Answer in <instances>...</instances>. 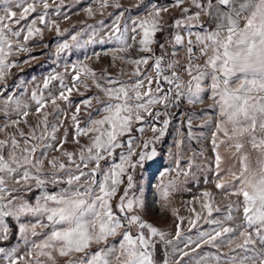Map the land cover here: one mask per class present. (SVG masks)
I'll return each mask as SVG.
<instances>
[{"label": "snow or ice", "instance_id": "6c2138e0", "mask_svg": "<svg viewBox=\"0 0 264 264\" xmlns=\"http://www.w3.org/2000/svg\"><path fill=\"white\" fill-rule=\"evenodd\" d=\"M185 3H190L197 11L182 8V18L172 25L179 31L163 42V38L158 39V33L164 31L161 13L168 11L167 6H158L152 0L148 3L138 0L136 7L143 5V8L125 19L131 9L123 8L118 0L114 3L99 0L100 15H104V10L109 7L122 9L110 14L113 18L106 33L100 35L105 30L104 21H100L98 26L82 28L57 45V58L90 43L116 44L114 53L132 50L143 53L112 57L113 61L120 60L133 66L131 73H125L123 69L120 72L138 77L132 83L117 79L108 69L97 71L83 62L71 65V86L65 85L62 77L53 75L43 82L47 97L43 92H32L31 100L36 105L34 114L39 117L35 125L27 122L31 111L28 103L14 94L5 97V121L0 125V133L21 122L10 120L9 105L15 106L16 115L23 118L29 132L19 130L24 147L14 134L0 139V244L11 239L15 228L26 251L18 255L19 244L0 247V264H60V258H65V264H172V256L179 257L176 264L180 261L184 264H220L219 255L212 256L199 250L204 245L219 249L221 243L228 246L240 237H243V244L238 247L255 255L239 262L230 258L231 264H248L249 261L250 264H264V158L258 161L257 168L250 169L245 157L239 174L230 173L237 183L226 187L224 177L220 175L221 157L217 143L220 134L229 140L247 134L249 143L264 153V0H215V3L213 0H175L177 7ZM63 5L64 0H60L53 10L55 15H61ZM39 7L44 11L37 13ZM49 8L48 0H0V13H3L0 14V84L6 82L12 68L20 67V62L11 57L14 53L29 52L27 44L30 40L42 39L44 31L52 28L60 35L65 34L55 21L48 19ZM15 9H20L19 13ZM85 11L90 18H95L91 6ZM33 13L37 15L29 20ZM202 14L209 17L207 30L201 24L200 31L193 33V25L186 22L200 19ZM22 21L26 23L22 24ZM85 33L87 38L81 39ZM166 44L173 45L172 57L167 56ZM154 45L160 49L159 56L155 55ZM177 46L188 54L186 65L182 66L174 59ZM201 58L203 66L196 62ZM31 59L36 57L22 63H29ZM150 62L151 68H148ZM183 74L189 79L184 80ZM51 80L60 81L58 94L54 95L49 88ZM81 88L85 91L94 88L103 98L93 95L74 105L75 111L70 118L72 143L80 147L69 151L64 148L69 142L68 131L59 140L56 135L64 127L61 118L67 119L57 101L62 100L69 108L73 107L70 97L74 91L83 95ZM6 90L0 89V94ZM205 94L213 101L212 113L216 118L211 134L216 188L221 190V195L241 199L221 210L212 193L203 192L200 197L202 212L195 207L191 209L194 218L188 219L189 230L197 228L200 222L213 227L210 231L197 229L195 238L182 237L184 219L179 218L174 237L177 243H173L170 233L143 218L145 198L130 190L135 187V170L157 156L155 144L167 134L171 123L169 109L179 107L178 102L183 101L191 105L204 103ZM94 101L99 105L95 113L90 111L95 107ZM49 103L57 109L55 120L60 123L49 122L52 113L44 111ZM81 105L88 115L83 122L79 118ZM157 105L162 107L153 111ZM141 113L152 118L147 123L156 136L136 145L133 125L145 123ZM162 116L166 118L157 126L155 122ZM201 118L208 119L203 113ZM191 123L189 117V129ZM225 125L231 126V135ZM138 131L143 133L145 128L141 126ZM257 133L261 134L260 138ZM81 137H88L89 143L81 144ZM229 146L239 150L243 144L237 140ZM137 147L141 149L139 152ZM118 149L121 151L117 156ZM38 151L40 155L36 156ZM52 151H61V157L67 158L68 163L53 157L48 161L51 170L45 173L44 161ZM104 161L107 163L102 167ZM183 174L188 175L187 172ZM10 182L19 187H10ZM48 185L63 186L50 191ZM122 185L126 187L123 194L118 195ZM174 187L173 181L159 185L158 198L164 202L162 207L167 206ZM34 190H38V194L31 197ZM214 213L220 215L214 216ZM234 213H240L242 219L236 228L229 226L235 219ZM37 229L49 231L42 233ZM232 233L235 236L228 235ZM29 237L40 239L30 240ZM157 245L161 246L159 259ZM93 247L95 251H92Z\"/></svg>", "mask_w": 264, "mask_h": 264}, {"label": "rangeland", "instance_id": "374dc122", "mask_svg": "<svg viewBox=\"0 0 264 264\" xmlns=\"http://www.w3.org/2000/svg\"><path fill=\"white\" fill-rule=\"evenodd\" d=\"M60 0H48L50 5L49 8V20L55 21L61 31L65 34L60 35L56 32L54 28L50 30H45L43 38L32 39L28 42L27 47L30 48L29 52H18L14 53L11 57V60L20 62V67H14L10 70V75L6 77V82L0 84V89H7L0 94V125L5 121V97L9 95H15L19 97L24 103H28L31 106L30 114L27 117L28 124L35 125L39 119L36 116L35 103L31 100V94L33 91L43 92L47 97L48 92L43 89V82L46 78L56 75L63 78L64 84L67 86L72 85V75H71V65L78 63H86L88 66L99 71L100 69H108L113 76L117 79L123 80L128 83H132L138 77L130 75H121V69L125 73H131L133 71V66L124 64L120 60L113 61V55L124 56V55H133L140 56L144 55L143 53H136L132 50L130 53H114L112 50L117 47L116 44H99V43H90L84 48L72 49L70 54H61L59 58L56 57L57 45L64 40L68 39L69 36L76 31L84 28L87 29L89 25L98 26L100 21H104L105 30L100 32V35H104L108 30L107 26L111 23L113 15L121 11L122 9H116L115 7H109L104 10V15H100L98 12L99 9V0H64V5L61 7V15L57 16L54 13V9L59 5ZM116 0H109V3H114ZM123 8L131 9L129 13L126 14L125 19L128 15H135L140 12L143 8V5H140L139 8L136 7L138 0H118ZM149 0H145V3H148ZM153 3H158V6H167L168 11L162 12L161 15L163 20L161 21L164 31L158 33V39L163 41L164 39H169L178 29L172 27L174 21L178 18H182V8H191L192 12L197 11L194 7H191L190 3H185L179 7L175 6V0H152ZM91 6L93 11L96 13L95 18H90L87 15L85 9ZM18 13L20 9H15ZM44 9L39 7L37 13L43 12ZM37 13H33L29 16L31 20ZM3 14V13H0ZM113 14V15H110ZM69 17V18H65ZM22 24L26 21H22ZM123 23V21H122ZM186 23L193 25L192 29L198 27V19L187 21ZM14 28L19 27L18 25H13ZM41 27H43L41 25ZM167 31L165 32V30ZM164 33V34H163ZM161 35H164L161 37ZM87 38V33L81 37V39ZM23 37H21L22 41ZM47 45V47H43ZM167 56L172 57L174 48L172 44H166ZM155 55L159 56L160 49L158 45H154ZM30 57H36V59H31L29 63H22L25 60H29ZM175 60L179 62L180 65H186L188 63V54L186 50L180 46L176 47ZM201 66H203L204 61L201 59L196 61ZM67 65V67H66ZM151 68V62L148 66ZM147 71V69H145ZM153 78L155 79V73L153 72ZM183 79L187 80L189 77L187 74H183ZM91 83V81H89ZM145 85L147 82L145 81ZM60 86L59 80H51L49 88L52 93L58 94ZM153 89L156 85L153 83ZM83 95H80L73 92V95L70 97V100L73 104V107L69 108L68 104L62 100H58L57 103L61 109H63L67 115V119L61 118L64 123V127H61L56 133L57 139L59 140L65 131L69 133L68 140L69 142L64 145V148L69 151L78 150L80 145L72 143V127L71 124V115L75 111L74 105L80 101L93 96L99 95L103 98L102 93L98 92L94 88L91 91H85L83 88L80 90ZM22 93H24L22 95ZM93 104L95 107L91 108L90 111L95 113L99 105H96L94 101ZM161 105H157L153 108L155 111L157 108H161ZM213 101L207 98L205 94L204 103L191 105L186 101H183L179 104V107L170 108L171 112V123L167 130V134L155 144L157 149V156L150 161H146L143 168L138 167L134 173V182L135 187L131 189V193L142 194L145 198V210L142 213V216L145 220L153 223L155 226L170 233L173 239V243H177L174 239L176 232V225L179 221V218L184 219V223L181 227L182 237L183 236H193L195 238L197 229L204 231H210L213 227L206 223L200 222L197 224V228L190 229L188 224L189 218H194V215L191 211L193 207L197 211L202 212L200 208V197L201 194L205 191L212 193L215 197V203L221 208L225 207L229 203L235 204L241 198L237 196H227L221 195V190L216 188V177L214 175V150L211 143V134L213 126L216 123L215 114L212 113ZM7 111L10 116V120L19 119L21 122L18 126H9L4 133H0V139H6L9 134H14L17 140L20 142L21 147H24L23 141L19 136V130H23L25 133L29 132L28 126L23 122V118L16 115L15 106L9 105ZM44 111L52 113L49 115L48 120L50 123L56 122L60 123L61 121L55 120V116L58 115L57 109L49 103ZM201 113L208 117V119H202ZM144 115L145 123L134 124L133 133L134 137H137L135 144L139 145L144 141L151 140L156 133H153L148 127V121H151L152 118ZM189 117L192 118L191 128L187 127ZM81 122L88 119V115L85 112V107L81 105ZM166 117H160L157 126L162 122ZM83 126V124H82ZM144 127L145 131L140 133L138 129ZM229 129V134L231 135V126L225 125ZM40 131H43L41 128ZM190 133V134H189ZM257 138H260L261 134L257 133ZM127 139V137H124ZM239 140L243 147L239 150L234 145L236 141ZM182 141V143H179ZM223 141V142H221ZM81 144L89 143L88 137L80 138ZM217 143L219 145L218 152L221 157V171L220 175L224 177V183L226 187L232 183H237L234 180V177L230 173L239 174L241 171L242 162L244 158L247 157V163L250 169H255L258 166V161L261 158H264V153L260 149L254 148L251 143H249V136L245 134L241 137H233L229 140L228 137H224L222 134L219 135ZM151 147V145H150ZM141 149L136 148V151L139 152ZM121 150H117V156ZM40 152L36 153V156H39ZM53 157L62 158L61 151H52L48 158L44 161V171L45 173L49 172L51 169L48 166V161ZM62 162L65 164L68 163L67 158H62ZM118 162V161H117ZM107 163V161L102 162V167ZM183 172H187L188 175H184ZM179 173V174H178ZM60 174V173H58ZM173 181L175 183L174 189L169 195L167 201V206L162 207L164 203L159 197V185L161 183H168ZM10 187H19L14 185L11 182L9 183ZM63 185H48L50 191H56ZM126 185L120 187L118 195L123 194L124 188ZM38 194V190H34L30 196L35 197ZM173 212L176 215H173ZM220 215L219 213H214V216ZM235 219L230 223L229 226L236 228L237 225L242 223L240 213H234ZM39 232H48L49 229H37ZM235 236V233L228 234ZM13 240L10 245L0 247H11L20 245V252L18 255H23L26 251L22 242L18 240L17 233L15 228L12 232ZM10 239V240H11ZM29 239H40V237H29ZM119 238H117L118 240ZM227 239V235L224 237ZM8 240V241H10ZM7 241V242H8ZM114 241H110L113 243ZM220 241H218L219 243ZM243 244V237L234 239L232 243L228 246H225L221 243L219 249L210 248L208 245H204L199 252L201 253H211L212 256H220V264H231V259L234 258L235 261L239 262L245 260L246 257H253L254 252L248 251L245 252L238 245ZM181 247L183 245L181 244ZM258 247V246H257ZM161 246L157 245V259L161 256ZM93 247L92 251H95ZM169 251H171L169 249ZM196 255V253H193ZM179 259L178 256H172V264H176V261ZM185 260L188 258L185 257ZM60 264H65V258H60ZM180 264H184L183 261H180ZM250 264V261L248 262Z\"/></svg>", "mask_w": 264, "mask_h": 264}, {"label": "crops", "instance_id": "0c3cea01", "mask_svg": "<svg viewBox=\"0 0 264 264\" xmlns=\"http://www.w3.org/2000/svg\"><path fill=\"white\" fill-rule=\"evenodd\" d=\"M213 3H215V0H213ZM198 24L199 25H201V24L205 25V28L207 30V25L209 24V17L207 15L202 14L200 19H198ZM214 27H215V24H213V28ZM191 31L193 33H195L197 31H200V28H199V26L195 27L194 29L191 28ZM181 34H185V33L182 32ZM192 39H193V41H195V36H193ZM201 60L204 61L203 58H201Z\"/></svg>", "mask_w": 264, "mask_h": 264}, {"label": "trees", "instance_id": "16d2710c", "mask_svg": "<svg viewBox=\"0 0 264 264\" xmlns=\"http://www.w3.org/2000/svg\"><path fill=\"white\" fill-rule=\"evenodd\" d=\"M167 31V29L165 30V32ZM164 34V33H163ZM162 36H164V35H161V37ZM161 42H163V41H161ZM13 240V238L10 240V241H8V242H5V243H3V244H0V245H3V246H8V245H10V243H11V241Z\"/></svg>", "mask_w": 264, "mask_h": 264}, {"label": "built area", "instance_id": "2783aa9c", "mask_svg": "<svg viewBox=\"0 0 264 264\" xmlns=\"http://www.w3.org/2000/svg\"><path fill=\"white\" fill-rule=\"evenodd\" d=\"M165 74H167V73H165ZM179 104L181 103V102H178Z\"/></svg>", "mask_w": 264, "mask_h": 264}]
</instances>
